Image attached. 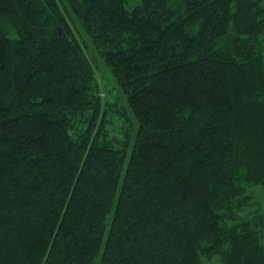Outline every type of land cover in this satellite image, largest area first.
<instances>
[{
	"label": "trees",
	"instance_id": "16d2710c",
	"mask_svg": "<svg viewBox=\"0 0 264 264\" xmlns=\"http://www.w3.org/2000/svg\"><path fill=\"white\" fill-rule=\"evenodd\" d=\"M257 187L264 0H0V264H264Z\"/></svg>",
	"mask_w": 264,
	"mask_h": 264
},
{
	"label": "rangeland",
	"instance_id": "374dc122",
	"mask_svg": "<svg viewBox=\"0 0 264 264\" xmlns=\"http://www.w3.org/2000/svg\"><path fill=\"white\" fill-rule=\"evenodd\" d=\"M78 36L83 40V44L86 47L87 53L90 55L91 59L97 66V78H98V91L101 98L109 103V106L113 108L111 113L112 124L110 125V129H112L115 133H118L120 127H132L134 125V117L131 114L130 106L127 102V98L118 85L116 78L113 76L111 70L106 65L104 59L100 56L98 52H96L90 42L83 34H78ZM117 112H126V116L128 119H122ZM133 124V125H132ZM120 133H118V137L120 138ZM254 193L257 196V199L261 200L264 204V192L261 187L254 188ZM255 207L253 206L252 209ZM205 264H221L219 260L214 257L209 261H205Z\"/></svg>",
	"mask_w": 264,
	"mask_h": 264
}]
</instances>
